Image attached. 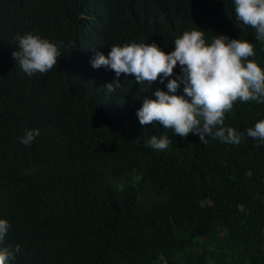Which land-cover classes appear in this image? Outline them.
<instances>
[{
  "label": "trees",
  "instance_id": "16d2710c",
  "mask_svg": "<svg viewBox=\"0 0 264 264\" xmlns=\"http://www.w3.org/2000/svg\"><path fill=\"white\" fill-rule=\"evenodd\" d=\"M196 25L209 40L248 39L264 68V41L232 0H0V217L11 225L0 244L20 245L11 264H264V144L246 135L264 103L237 99L225 113L245 134L238 144L181 137L136 114L164 83L90 63L133 40L170 51ZM29 31L63 41L56 65L31 76L12 56ZM29 128L40 132L25 145ZM152 134L169 145L152 148Z\"/></svg>",
  "mask_w": 264,
  "mask_h": 264
},
{
  "label": "clouds",
  "instance_id": "9594fccd",
  "mask_svg": "<svg viewBox=\"0 0 264 264\" xmlns=\"http://www.w3.org/2000/svg\"><path fill=\"white\" fill-rule=\"evenodd\" d=\"M232 3L236 19L254 28L255 40L264 41V0H232ZM15 39L18 44L12 56L29 76L47 72L61 55L63 41L50 40L31 31L17 33ZM173 44L170 51H165L156 41L112 44L107 55L96 51L90 63L94 68H111L116 77L131 73L138 83L150 85L158 79L165 84L167 90L157 88L152 97L143 98L136 110L140 124L156 121L181 137L194 133L204 142L214 137L222 142L240 143L245 134L231 125L225 126L224 116L237 99L264 103V68L249 59L256 55L253 43L223 33L209 40L196 25L183 31ZM177 63L179 71L174 72ZM181 84L183 91L179 93ZM105 86L110 90L113 83ZM39 132V128L26 129L19 140L28 145ZM246 135L259 138V143L264 144V118L248 127ZM146 143L154 149H165L170 137L152 134ZM10 227V222L0 217V242ZM19 250V244L15 248L0 244V264H11Z\"/></svg>",
  "mask_w": 264,
  "mask_h": 264
}]
</instances>
